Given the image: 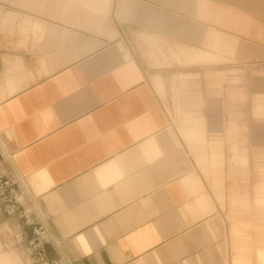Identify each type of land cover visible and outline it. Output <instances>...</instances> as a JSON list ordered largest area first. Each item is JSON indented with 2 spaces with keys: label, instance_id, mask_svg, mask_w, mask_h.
<instances>
[{
  "label": "crops",
  "instance_id": "crops-1",
  "mask_svg": "<svg viewBox=\"0 0 264 264\" xmlns=\"http://www.w3.org/2000/svg\"><path fill=\"white\" fill-rule=\"evenodd\" d=\"M0 139L72 264H264V0H0Z\"/></svg>",
  "mask_w": 264,
  "mask_h": 264
},
{
  "label": "built area",
  "instance_id": "built-area-1",
  "mask_svg": "<svg viewBox=\"0 0 264 264\" xmlns=\"http://www.w3.org/2000/svg\"><path fill=\"white\" fill-rule=\"evenodd\" d=\"M2 158L8 161L0 139ZM16 215L30 229V238L26 241L22 253L30 264H72L61 253L57 242L49 232L47 225L35 204L24 181L13 174L0 173V216ZM50 247V252L47 249Z\"/></svg>",
  "mask_w": 264,
  "mask_h": 264
}]
</instances>
